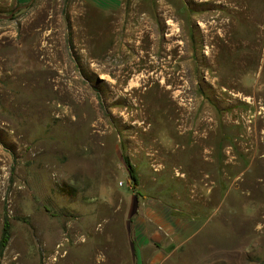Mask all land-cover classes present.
Returning <instances> with one entry per match:
<instances>
[{"label": "rangeland", "instance_id": "rangeland-1", "mask_svg": "<svg viewBox=\"0 0 264 264\" xmlns=\"http://www.w3.org/2000/svg\"><path fill=\"white\" fill-rule=\"evenodd\" d=\"M11 14L0 264L59 245L66 264H264V0H0Z\"/></svg>", "mask_w": 264, "mask_h": 264}, {"label": "trees", "instance_id": "trees-1", "mask_svg": "<svg viewBox=\"0 0 264 264\" xmlns=\"http://www.w3.org/2000/svg\"><path fill=\"white\" fill-rule=\"evenodd\" d=\"M128 167H129V165H128ZM129 176L133 182V185L137 186L138 180H137L136 174L134 172V169L132 167H129ZM8 240H9V226L7 223H5L4 228H3L1 246L4 247L6 245V243L8 242Z\"/></svg>", "mask_w": 264, "mask_h": 264}, {"label": "bare ground", "instance_id": "bare-ground-1", "mask_svg": "<svg viewBox=\"0 0 264 264\" xmlns=\"http://www.w3.org/2000/svg\"><path fill=\"white\" fill-rule=\"evenodd\" d=\"M70 232V231H69ZM69 234V233H68ZM63 246L59 245L55 247V256H56V263L57 264H66L67 262V256L68 253H64V252H59V249H62ZM74 256V255H73ZM97 259V258H96ZM99 259V258H98ZM101 262V261H100ZM18 263V262H17ZM47 263L49 264L50 261L47 260Z\"/></svg>", "mask_w": 264, "mask_h": 264}, {"label": "water", "instance_id": "water-1", "mask_svg": "<svg viewBox=\"0 0 264 264\" xmlns=\"http://www.w3.org/2000/svg\"><path fill=\"white\" fill-rule=\"evenodd\" d=\"M20 8L18 7L14 12L18 11ZM14 14V13H13ZM13 15L11 14L10 16L6 17V16H0V19H9L11 18Z\"/></svg>", "mask_w": 264, "mask_h": 264}]
</instances>
